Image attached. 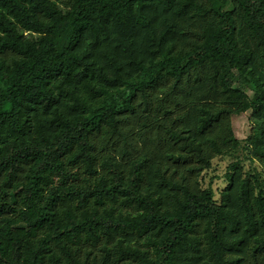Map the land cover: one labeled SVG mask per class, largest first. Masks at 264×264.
Listing matches in <instances>:
<instances>
[{
    "label": "trees",
    "instance_id": "1",
    "mask_svg": "<svg viewBox=\"0 0 264 264\" xmlns=\"http://www.w3.org/2000/svg\"><path fill=\"white\" fill-rule=\"evenodd\" d=\"M0 264H264V0H0Z\"/></svg>",
    "mask_w": 264,
    "mask_h": 264
},
{
    "label": "rangeland",
    "instance_id": "2",
    "mask_svg": "<svg viewBox=\"0 0 264 264\" xmlns=\"http://www.w3.org/2000/svg\"><path fill=\"white\" fill-rule=\"evenodd\" d=\"M238 86V84H236ZM246 91L251 98H255L254 92L251 89ZM234 130L238 138L244 139L247 138L251 133L252 127V111L243 112L237 114L233 118Z\"/></svg>",
    "mask_w": 264,
    "mask_h": 264
}]
</instances>
